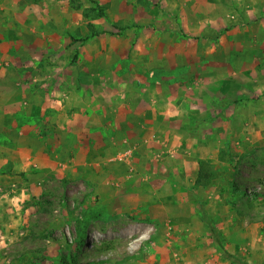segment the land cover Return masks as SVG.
Masks as SVG:
<instances>
[{"label": "rangeland", "instance_id": "obj_1", "mask_svg": "<svg viewBox=\"0 0 264 264\" xmlns=\"http://www.w3.org/2000/svg\"><path fill=\"white\" fill-rule=\"evenodd\" d=\"M14 5L0 264H264V0Z\"/></svg>", "mask_w": 264, "mask_h": 264}, {"label": "crops", "instance_id": "obj_2", "mask_svg": "<svg viewBox=\"0 0 264 264\" xmlns=\"http://www.w3.org/2000/svg\"><path fill=\"white\" fill-rule=\"evenodd\" d=\"M16 2L19 3L20 0H0V25H3L2 15L7 14L4 10H10L11 12H14L13 7L15 6L14 3H16ZM23 12H25V10ZM10 33H11V30H9V29H5L4 30V33H3L2 30H1V28H0V53H2V50H1L2 48H7L8 47L7 42H8V37H9ZM0 76H1V74H0ZM2 94H3V89H2V86H1V83H0V107H10V106H6L7 103H3V100L5 98L2 97ZM42 108H43V110H45V109H47L49 107H46L45 106V107H42ZM80 108L82 110L83 108H88V107H80ZM65 117H67V116H65V110H63L62 112H60V116L58 118V121L56 122L57 123V127L54 126V125H52L53 122L51 120H49V118H47L46 119V124H45L44 128L50 122L52 124L50 126H48V128H50V129L57 128V129H59L61 131L62 130H66L67 131V130H70L72 128L71 129V133H72L73 132V128H75V127H73L74 125H72L68 121L69 118L68 117L65 118ZM74 117L75 116H73V118ZM74 119H76V118H74ZM87 119H88V117L85 119L86 120L85 125H82L81 126L83 128H81V129L78 128V130L75 133V136L80 137V138H84V140H85V141H83V144L84 145L87 144L86 138H89L90 139L91 136L93 135L92 134L91 125H90V123L92 122V120L90 119L91 122L88 123V120ZM103 128L105 129V126ZM30 129L32 130V134H31L32 140L33 141H37L38 140V137H40V136L34 134V133H36L33 130L34 129V126H31ZM45 133H46V135H44V136L42 135L43 138H46L45 136H47L48 134H50L49 129H46ZM58 133L60 134V132H58ZM97 134H100V133L97 132Z\"/></svg>", "mask_w": 264, "mask_h": 264}, {"label": "trees", "instance_id": "obj_3", "mask_svg": "<svg viewBox=\"0 0 264 264\" xmlns=\"http://www.w3.org/2000/svg\"><path fill=\"white\" fill-rule=\"evenodd\" d=\"M201 177L198 180L199 182H202L201 181L202 180ZM204 178L207 179V181H208L209 176L206 175V176H204ZM208 226H209V232L211 234V237L216 242V244L218 246V249L224 254V256L227 259L231 260L233 263L235 262V263H238V264H243V262L240 259H238L236 256L232 255L231 253H229L226 250V248H225V246L223 244V241L221 239V235H220L219 231L217 230V227L213 223H211L209 221H208Z\"/></svg>", "mask_w": 264, "mask_h": 264}]
</instances>
